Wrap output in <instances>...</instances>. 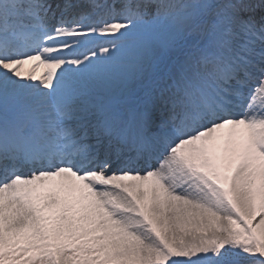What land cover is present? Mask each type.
Returning <instances> with one entry per match:
<instances>
[{"label": "snow or ice", "instance_id": "snow-or-ice-1", "mask_svg": "<svg viewBox=\"0 0 264 264\" xmlns=\"http://www.w3.org/2000/svg\"><path fill=\"white\" fill-rule=\"evenodd\" d=\"M0 264H264V0H0Z\"/></svg>", "mask_w": 264, "mask_h": 264}, {"label": "rangeland", "instance_id": "rangeland-1", "mask_svg": "<svg viewBox=\"0 0 264 264\" xmlns=\"http://www.w3.org/2000/svg\"><path fill=\"white\" fill-rule=\"evenodd\" d=\"M26 67H27L26 68L27 69L26 70L27 71L26 74H28V72L30 71V66L29 65H26ZM41 68H43V65H41L39 68L35 69V74L36 75H43L46 72V69L45 68L42 71H41ZM23 69H24V67H23ZM58 70L60 71V69H58Z\"/></svg>", "mask_w": 264, "mask_h": 264}, {"label": "bare ground", "instance_id": "bare-ground-1", "mask_svg": "<svg viewBox=\"0 0 264 264\" xmlns=\"http://www.w3.org/2000/svg\"><path fill=\"white\" fill-rule=\"evenodd\" d=\"M26 68H27V67H26V65H25V66H24V69H23V68L21 69V71L25 74V77H27V74H26V72H27L26 70H27V69H26ZM42 70H44V67L41 68V71H42ZM57 71H59V70H57ZM25 82H28L26 78H25Z\"/></svg>", "mask_w": 264, "mask_h": 264}]
</instances>
